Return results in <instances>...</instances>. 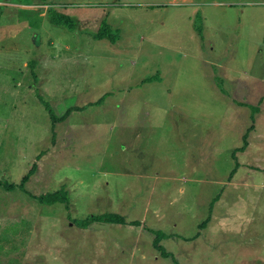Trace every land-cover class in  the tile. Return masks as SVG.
I'll return each instance as SVG.
<instances>
[{
    "label": "rangeland",
    "instance_id": "obj_1",
    "mask_svg": "<svg viewBox=\"0 0 264 264\" xmlns=\"http://www.w3.org/2000/svg\"><path fill=\"white\" fill-rule=\"evenodd\" d=\"M0 264H264V0H0Z\"/></svg>",
    "mask_w": 264,
    "mask_h": 264
},
{
    "label": "trees",
    "instance_id": "obj_2",
    "mask_svg": "<svg viewBox=\"0 0 264 264\" xmlns=\"http://www.w3.org/2000/svg\"><path fill=\"white\" fill-rule=\"evenodd\" d=\"M45 15L49 23L56 25V26H61L65 28L66 30H73L76 27L77 21L75 18L71 17L70 15H67L65 13H62L60 11L55 10L52 7L47 6L45 10ZM196 18L193 20L192 26L193 30L200 35L201 33V27L202 23L200 22L199 16L197 15V12L195 13ZM89 36H91L95 40H106L110 43H114L117 39V34L114 32V30L111 29V27L106 23V22H101L99 27L97 28L96 31L89 33ZM28 66L29 68L32 69L33 67V61L29 60L28 61ZM31 76L34 80L35 75L34 73H31ZM36 89V88H35ZM37 99L40 103H42L47 110L51 125L56 121L59 120L57 117L54 116L52 113V110L49 108V105L41 98L39 94H36ZM35 163L33 162L30 166V168L25 172V174L21 177L18 183V187L22 188L23 183L27 181L29 176H31L34 173L35 170ZM5 186L9 189L13 187L12 184H8ZM38 202L40 203H45V204H50L54 202L62 203L63 205H66L68 202V196H67V191L63 188H59L58 190L54 192H45L43 194L37 195L35 197ZM117 223V222H122V219L119 215L111 212H106L102 214H96V215H90L85 219L79 220L78 224L81 227H86L91 223ZM154 238L152 240V246L157 249L162 257H167L170 254L166 251H164L162 245L158 243V240L160 238H163L165 235L162 231L160 230H154L153 231Z\"/></svg>",
    "mask_w": 264,
    "mask_h": 264
}]
</instances>
